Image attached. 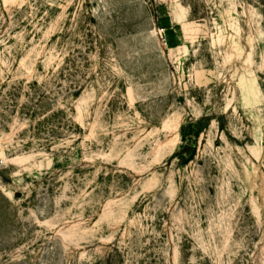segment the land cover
<instances>
[{"label":"rangeland","instance_id":"obj_1","mask_svg":"<svg viewBox=\"0 0 264 264\" xmlns=\"http://www.w3.org/2000/svg\"><path fill=\"white\" fill-rule=\"evenodd\" d=\"M0 264H264V0H0Z\"/></svg>","mask_w":264,"mask_h":264},{"label":"trees","instance_id":"obj_2","mask_svg":"<svg viewBox=\"0 0 264 264\" xmlns=\"http://www.w3.org/2000/svg\"><path fill=\"white\" fill-rule=\"evenodd\" d=\"M166 28H169V26H166ZM189 125H190V127H193L194 123H190ZM185 131H186V126H183L182 127V135H183V140L185 141L186 144L183 145L181 147V150L179 152H176L174 156L179 155L185 159V162L186 161L189 162V161L194 159L195 153L192 152L191 154H189L187 151L189 149H191V147H193V143H195L194 138H195V135H197V134L192 135L188 138Z\"/></svg>","mask_w":264,"mask_h":264}]
</instances>
